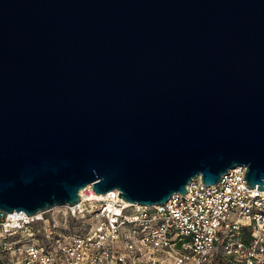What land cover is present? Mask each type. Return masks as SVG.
<instances>
[{
  "label": "water",
  "instance_id": "obj_1",
  "mask_svg": "<svg viewBox=\"0 0 264 264\" xmlns=\"http://www.w3.org/2000/svg\"><path fill=\"white\" fill-rule=\"evenodd\" d=\"M239 166L264 190V0H0V210Z\"/></svg>",
  "mask_w": 264,
  "mask_h": 264
},
{
  "label": "built area",
  "instance_id": "obj_2",
  "mask_svg": "<svg viewBox=\"0 0 264 264\" xmlns=\"http://www.w3.org/2000/svg\"><path fill=\"white\" fill-rule=\"evenodd\" d=\"M246 167L201 177L161 205L128 203L92 185L73 205L0 210V264H264V190Z\"/></svg>",
  "mask_w": 264,
  "mask_h": 264
},
{
  "label": "bare ground",
  "instance_id": "obj_3",
  "mask_svg": "<svg viewBox=\"0 0 264 264\" xmlns=\"http://www.w3.org/2000/svg\"><path fill=\"white\" fill-rule=\"evenodd\" d=\"M104 195H105V194H100V195H98V194H94V197H96V198H101V197H104Z\"/></svg>",
  "mask_w": 264,
  "mask_h": 264
}]
</instances>
